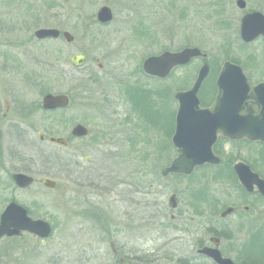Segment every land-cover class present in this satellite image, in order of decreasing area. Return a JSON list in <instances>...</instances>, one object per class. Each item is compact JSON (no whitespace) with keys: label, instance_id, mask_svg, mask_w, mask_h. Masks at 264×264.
I'll return each instance as SVG.
<instances>
[{"label":"rangeland","instance_id":"374dc122","mask_svg":"<svg viewBox=\"0 0 264 264\" xmlns=\"http://www.w3.org/2000/svg\"><path fill=\"white\" fill-rule=\"evenodd\" d=\"M221 1L225 5H218L220 1L217 0H0L1 103L8 99L12 102V109L25 112L22 105L40 102L44 93H68L71 97V106L63 113L62 119L41 117L40 113L33 110L28 117L18 119L20 132L13 136L6 133L8 119L0 117V156L3 157L5 146L10 149L14 147L18 151L17 167L35 179L29 188H16L9 183L6 172L2 170L9 163L4 160L2 166L1 161L0 212L13 200L29 209L31 217L44 219L52 226L51 235L44 245L39 237L27 232L16 237H1L0 264L108 263L110 246L109 238L105 237L110 236L112 225L88 220L85 213L87 204H84L87 199H79L75 208L66 204L67 198L77 197V194L66 195L65 175L61 167L51 164L53 160L51 163L43 161V156L51 154L52 158H56V154L61 152L62 156L63 151L47 141L39 142L37 131L43 130L45 135L66 136L76 122L89 129L87 138L76 140L75 145L65 150V157L68 158L71 152H77L81 162L84 156L89 157V163H84L83 167L89 169V173L94 169V175L83 177L85 187L76 190L83 197L107 202L110 142L118 144L115 153L120 158L126 155V149L123 150L119 145V142L125 141L124 126L118 124L117 129L113 130L114 134L111 133V127H115L119 119L113 124L115 120L110 110L116 102L123 114V85L131 68L142 64L148 56L165 50L173 52L186 44L206 54L205 58L194 59L189 69L178 67L164 79L162 85L167 90L163 92L165 105L159 107L162 111L167 109L166 105H171V96L176 90L192 84L203 62L210 65L204 88L213 86L224 61L243 63L253 78L263 76V44L261 41L244 44L240 40V12L235 8L234 0ZM102 5L109 6L113 12V19L107 24L95 20L96 12ZM254 5L253 2L249 4L251 7ZM52 27L68 30L74 40L67 43L59 37L39 41L33 35L38 28ZM76 53L86 55V63L79 69L73 68L69 61L70 56ZM53 56L59 58V66L46 77L50 71L48 63L51 62L48 57L51 59ZM96 59L111 74L112 80L108 79V84L103 85L109 95L104 98L105 101L99 96L98 87L87 76L91 67L96 68ZM157 85L153 80L143 81L142 87L147 89L148 99L152 96L155 100L157 95L153 94L152 89H156ZM99 104L104 105L102 113L98 112ZM13 115L14 112L10 113L9 118ZM157 125L146 122L145 134L142 132L141 139L136 138L137 143L142 142L137 145L146 149L143 150L146 152L145 164L140 167L137 160L130 159V164L120 161L118 167L115 166V174L119 177L116 179L126 180L124 186L117 188V193L127 189L131 199L135 200L140 199L142 194H135L134 190L147 188L151 194L155 193L154 198L162 200L168 197L170 191H175L179 195L180 207L185 211L183 214L189 218L194 215L198 199L191 200L188 196L192 191L210 190L213 201H218L213 204L215 215L218 216L224 199L236 196V182L232 178L209 180L206 178L210 175L208 168L197 166L191 175L162 180L160 171L164 166L156 158L154 147L161 141L163 131L161 129L160 132ZM128 174H131L130 180ZM44 177L55 180L56 188L45 187L40 181ZM106 183L107 186H104ZM188 199L191 200L190 204ZM78 210L83 211V217L77 213ZM129 210L131 226L124 227L128 221L126 211ZM111 214L116 217L117 226H114V230L115 243L120 244L116 245L118 249L124 251V244H127L126 248L130 246L141 253L145 248V240L152 242L150 234L154 236L156 228L143 225L144 214L140 208H129L127 204L119 203L111 207ZM149 226L152 227L149 229ZM193 252L192 246L184 240L179 244V260L165 263L208 264L202 258L191 257ZM134 264L143 263L137 260ZM152 264H163V261Z\"/></svg>","mask_w":264,"mask_h":264},{"label":"flooded vegetation","instance_id":"af4514ba","mask_svg":"<svg viewBox=\"0 0 264 264\" xmlns=\"http://www.w3.org/2000/svg\"><path fill=\"white\" fill-rule=\"evenodd\" d=\"M217 1H220L218 2V5H225L224 1ZM252 2L255 5L251 7L249 6V4L251 5ZM234 5L235 8L240 12V15L238 17V35L240 40L244 44L261 41L264 46L263 34H258L249 41H244L241 37V21L244 16L251 13H258L259 16H255L258 25L260 24L259 20H264V0H234ZM95 20L100 24H107L110 22L109 21L106 23H101L97 20L96 15ZM58 30L60 34L55 38L50 37L49 39L53 40L62 37L67 43H71L74 40L73 36V40L71 42H68L62 35V32L68 30ZM36 39L42 41L48 38ZM187 47L192 46H190V44H186L184 46H181L176 51H180ZM55 52L57 54V51ZM76 54L85 55L84 53ZM205 57L206 54L202 52L201 55L191 58L187 63L175 66L170 71V73L178 67H188L189 69L194 59ZM143 61L142 64H137L134 68H131L127 74L128 79L126 81V84L123 85L122 95V100L125 103V106L121 104L124 107L123 114L120 110V107L116 105V102L111 105V115L115 120L113 124L116 123L117 118L119 119V123H117L115 127H111V133L114 134L113 130L114 128L117 129L118 124H123L124 130L126 132V135L124 137L125 141H123V143L119 142V145L123 150L126 149V155L125 158H120L115 153L117 149L116 146L118 144L115 142H110L111 151L109 152L110 155L108 154L110 162L108 170H110V172L108 181L106 180L107 183H109V187L107 189L109 200L107 202L103 200H92L88 196L83 197L81 194H78V191L76 190L78 187H85L84 180H82L83 177L86 178L91 174L94 175V169L89 173V169L83 167L84 163H89V157L84 156L83 162L78 159L79 154L77 152H66L68 153V158L65 157V150L70 146L75 145V143H77L76 140L87 138L89 136V129L87 128L88 133L85 136L73 135L71 132L72 128L76 124H81L78 122L74 123L69 130V135L60 136L65 138V145H58L48 141L46 137L49 135H45L43 133V130L40 131V129H38L37 134L43 131L42 133L44 135L43 139H40L38 135L39 142L44 143L45 141H47L51 146H57L60 148V151H63L60 159V167L61 171H63L65 175L64 193L66 195L74 193L77 194V197L67 198L66 204L71 205L72 208H75L79 199H87L88 201L86 200L84 203L87 204V207L85 209L87 212H84L87 214L88 220H96L99 224H105L109 226L112 225L109 234L110 236L105 237L107 239L109 238L108 241L110 246V253H108L107 264H120L122 262H127V264H134V261L137 260L141 261V263L143 264H152L153 262L157 263V261H163V264L173 262L176 259L179 260V244L184 240H187L188 244L191 245L194 249L191 257L199 259L202 258L204 261L208 262V264H218L206 252L208 250L214 249H217L223 258H229L233 262V264H264V194L260 192L258 185L254 179L255 175H257L259 178L264 180V141L243 137L230 138L222 136L221 134H217L211 149L214 156L218 158V162H205L203 164L197 165V168H208L210 175H208V177L206 178L209 180L213 178H219L220 180L224 178H232L236 182L234 183L236 187V196L228 200H226L227 198L224 199L223 208L218 216L215 215L216 212L213 207V204L217 203L218 201H213L211 194L212 191L210 190L191 192L192 194L188 196V198H191V200L192 198H196L198 199V201L195 202L196 210L193 211L194 215H191L189 218H187L183 214L185 213V211L180 207V199H178L179 195L175 191H170L168 197H163L162 200L154 198L155 193L153 192L151 194L150 191L146 190L147 188L141 189L139 187V189L134 190L135 194H142L140 196V199L135 200L131 199L129 190L127 189L121 191L120 193H117V188H120L121 185L124 186L126 184V180L116 179L119 178L118 175L115 174V166L118 167V162L124 161L125 163L129 162L128 164H130V159H135L137 160L140 167L141 165L145 164L146 152L144 153L143 150L146 149L144 146H139L142 142L137 143L136 138L141 139L140 134L142 132H144L143 134H145L146 122H149L151 124L156 123V125L158 124L157 126L160 132L161 129L163 131V136L160 138L161 141L158 145H156V147H154L156 158L164 166L160 171L162 180L164 178L179 175L188 176L191 175L196 169L194 168L190 173L187 174L177 172L164 173V170L174 162V160L179 156L180 153L179 148L173 141V136L176 132L177 127L181 125L185 129H192L199 127L202 123L212 122L211 119L203 118L194 111L186 112L185 117L182 119H179L178 117L179 100L175 95L177 92L181 90H187L193 85L198 71L194 80L192 81V84H190L185 89L176 90L173 96L170 95L172 98V103L171 105H166L168 106L167 109L162 111V108L159 107H163L165 105L163 98L165 97V94L163 92L167 90L165 89V87H163L162 82L164 81V79H166V77L169 76L170 73L165 77L148 74L143 69ZM224 62L219 67L218 73L222 68ZM231 62L241 68L250 85L254 86L264 83V72L262 77L253 78L252 75L247 72V69L245 68V65L243 63L237 61ZM85 63L86 55L83 65L79 67H73L72 65L71 66L73 68L79 69L82 68ZM207 64L209 65V63ZM48 65L50 71H55V68L59 66V58L57 60L54 59L53 62H49ZM209 73L210 65L208 75ZM208 75L203 80L197 92V107L201 109L211 107L216 97V78L214 80L213 86H211L210 88L203 87V83H205ZM87 76L88 80H90L91 82L93 81V83L98 87L99 96L103 97V100L104 98H108L109 95L105 92L103 85L108 84L107 80L111 79V74L105 70L104 65L98 62L96 59V68L92 69L91 67V69L87 73ZM144 80H153L158 83L156 89H152L153 94L157 95L155 96L156 98L154 101L152 96H150L149 99L147 98V89L142 87V83ZM46 91L47 90H45V92ZM48 93H44V95ZM63 94H66L69 99L68 105L53 110L43 109L42 98L44 95L41 97L40 102H36L33 105L23 104L22 106L23 108H25V112L18 111L15 108L12 109V102L8 99H4L2 103L0 100V117L9 120H7L8 128L6 129V133L10 136H13L14 134H17L16 132H20V123L18 119L20 117H28V115H31L33 113V110L40 113L39 115L41 117L51 116V113L59 112L60 119H62L63 113L66 112L71 106L70 95L68 93ZM255 107L256 109L253 111L254 117L244 118V114L246 112L250 113L251 111L240 110L237 112L235 118L225 117L219 120L225 125V127H229V125H233L235 123V125L237 124L241 128H243V124L254 122L256 124V128L260 125L259 130L264 131V99L259 100L257 103H255ZM103 110H105L104 105L99 104L98 112L102 113ZM12 112H14L16 116L13 115L9 118V114ZM4 149L5 152L3 157L2 155L0 156V162L2 161L3 166V162L4 160H6L9 165L2 170L6 172L8 177L7 180L9 181V183H12L16 188H20L15 184L12 178L13 175L15 173H25L31 176V174L23 172L20 168L17 167L19 160L18 151L14 147L10 149L8 148V146H5ZM0 150H2V147ZM236 165L239 166L238 171L240 174H238L237 170L235 169ZM140 170L141 168L139 169V171ZM140 172H142V170ZM129 175L131 176V174H128L127 177L130 180L131 177ZM242 178L250 181V188L242 183ZM107 183L106 185L104 184V186H107ZM30 186L26 188H29ZM121 193H124V195H121ZM155 196H157V194ZM90 200H92L91 204ZM188 200L190 204L191 200ZM119 203L127 204L129 208L130 206L140 208V210L143 211L144 214L143 219L145 220V223L143 225H153V227L156 228V233L154 234V236H152V233L150 234V240H152V242H148V240H145V248L142 249L141 253H138L137 249H131L130 246L126 248L127 244H124V251L116 247V245L120 246V244L115 243L116 234L114 226H117V222L115 221L116 217H112L111 207L114 208V206L118 205ZM199 204H201L200 207ZM148 211L150 212V214H148ZM77 213H80V216L83 217V211L78 210ZM126 213L128 221L126 224H124V227L131 226L132 222L130 210L126 211ZM29 215L31 216V213H29ZM198 217L200 218V220L198 219ZM151 227L152 226H149V229ZM105 238H103V240ZM40 240L41 244L44 245L47 239L44 242L42 241V239Z\"/></svg>","mask_w":264,"mask_h":264},{"label":"water","instance_id":"95a60500","mask_svg":"<svg viewBox=\"0 0 264 264\" xmlns=\"http://www.w3.org/2000/svg\"><path fill=\"white\" fill-rule=\"evenodd\" d=\"M255 16L258 13L247 14L241 21V37L244 41L252 40L258 34L264 35V20L256 22ZM97 20L106 23L112 20L111 9L103 5L96 12ZM264 19V18H263ZM261 25V26H260ZM260 26V27H259ZM60 34L56 28H38L34 31V36L38 39L55 38ZM64 38L71 42L73 35L68 31L62 32ZM202 52L197 47H187L180 51H163L157 55H151L143 61V69L146 73L165 77L173 67L187 63L191 58L201 55ZM85 62V55L73 54L70 63L73 67H79ZM209 72V65L203 63L198 70L197 77L193 85L183 91L176 93L179 100V119L185 117L186 112L194 111L203 118L211 119V123H202L197 128L185 129L179 125L173 136V141L180 150L179 156L174 162L164 170L167 172L190 173L197 165L205 162L217 163L218 158L212 152V144L216 135L221 134L230 138H249L264 141V131L256 128L254 122L239 125H225L220 121L221 118L236 117L240 110L251 111L244 114V118L254 117L253 111L256 109L255 103L264 99V83L250 85L241 68L230 62L225 61L216 78V97L209 108H198L197 92ZM69 99L66 94H45L42 98V107L46 110L62 108L68 105ZM239 117V116H238ZM218 119V120H217ZM220 119V120H219ZM217 120V121H216ZM255 126V127H254ZM254 127V128H253ZM72 134L85 136L88 133L87 127L76 124L72 128ZM40 139L44 138L42 132L38 133ZM47 140L58 145H65L66 140L60 136H47ZM238 165L235 166L238 174ZM15 184L20 188H26L34 182V178L25 173H15L13 175ZM255 182L261 193L264 194V180L257 175ZM242 183L250 188L248 180L242 178ZM42 184L47 188H55L57 183L51 178H43ZM28 232L42 239L44 242L51 233V225L41 218H32L27 209L15 201L8 202L0 213V238L3 236L13 237ZM218 264H233L229 258H223L217 249L206 251ZM120 264H127L122 262Z\"/></svg>","mask_w":264,"mask_h":264},{"label":"trees","instance_id":"16d2710c","mask_svg":"<svg viewBox=\"0 0 264 264\" xmlns=\"http://www.w3.org/2000/svg\"><path fill=\"white\" fill-rule=\"evenodd\" d=\"M48 59L51 60V62H53V60L54 59L57 60L58 57L53 56V57H51V59H50V57H48ZM55 70H56V68H55ZM51 72H53V71H48V74L46 75V77L51 75ZM50 115L54 116L56 119H60L59 112H54V113H51ZM59 156H60V153L56 154V158H52V155L48 154L47 156H43V161H44V163H51V160H53V162L51 164H54V165L60 167L61 166V163H60L61 156L60 157ZM28 211H29V213H31V211L29 209H28Z\"/></svg>","mask_w":264,"mask_h":264}]
</instances>
